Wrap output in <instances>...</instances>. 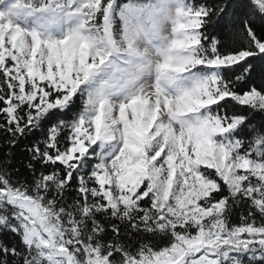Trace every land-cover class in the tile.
<instances>
[{
    "label": "snow or ice",
    "instance_id": "snow-or-ice-1",
    "mask_svg": "<svg viewBox=\"0 0 264 264\" xmlns=\"http://www.w3.org/2000/svg\"><path fill=\"white\" fill-rule=\"evenodd\" d=\"M0 264H264V0H0Z\"/></svg>",
    "mask_w": 264,
    "mask_h": 264
}]
</instances>
